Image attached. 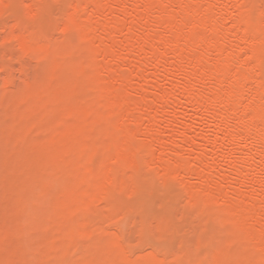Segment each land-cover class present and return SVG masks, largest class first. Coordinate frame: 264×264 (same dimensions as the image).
I'll use <instances>...</instances> for the list:
<instances>
[{
    "label": "bare ground",
    "instance_id": "6f19581e",
    "mask_svg": "<svg viewBox=\"0 0 264 264\" xmlns=\"http://www.w3.org/2000/svg\"><path fill=\"white\" fill-rule=\"evenodd\" d=\"M0 264H264V0H0Z\"/></svg>",
    "mask_w": 264,
    "mask_h": 264
}]
</instances>
